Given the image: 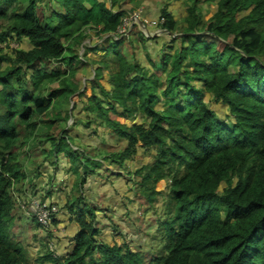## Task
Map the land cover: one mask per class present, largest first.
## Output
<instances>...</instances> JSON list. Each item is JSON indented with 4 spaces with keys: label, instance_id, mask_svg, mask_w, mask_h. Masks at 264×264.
Masks as SVG:
<instances>
[{
    "label": "trees",
    "instance_id": "trees-1",
    "mask_svg": "<svg viewBox=\"0 0 264 264\" xmlns=\"http://www.w3.org/2000/svg\"><path fill=\"white\" fill-rule=\"evenodd\" d=\"M125 2L138 8L142 0H110V7L101 0H0V264H264V0H188L181 23L163 6L162 28L177 36L152 69L126 51L153 40L141 31L134 38L137 25L119 35L134 12ZM203 4L218 8L209 21ZM89 31L101 42L83 46L84 56L101 53L91 96L77 78L82 61L75 52L91 39ZM14 41L30 48L10 49ZM105 73L109 90L100 83ZM75 96L85 99L86 119H75L79 106L63 109ZM212 103L226 107L224 117ZM95 126L125 147L98 153L101 162L91 159V147L73 130ZM37 147L45 162L78 159L80 187L100 176L104 163L125 171L140 150L151 156L131 182L149 207L167 182L156 255L146 261L143 248L125 240L98 243L97 210L80 198L68 208L80 226L72 254L58 259L45 242V254L33 257L8 233L16 221L15 188L29 179L20 158Z\"/></svg>",
    "mask_w": 264,
    "mask_h": 264
},
{
    "label": "rangeland",
    "instance_id": "rangeland-1",
    "mask_svg": "<svg viewBox=\"0 0 264 264\" xmlns=\"http://www.w3.org/2000/svg\"><path fill=\"white\" fill-rule=\"evenodd\" d=\"M104 1L109 7H110V0H101ZM189 2L188 0H142V3L138 8H134V4L125 2L123 5L125 6V9L129 10L134 8V12H129L127 15L125 21V30L123 31H130L133 29L134 25H137L138 28L134 32V38L137 37V32L141 31L146 38L149 40L147 44H136L135 48L132 50L127 49V53L129 54L130 60L137 63H140L141 65L147 67L148 69H152V64L151 62H159L160 60V52L161 48H163V45H168L172 38H174V35L171 36V33L169 34L168 32L164 31L163 34H159L156 36L155 33L159 31V27H155L153 23L159 25L161 23L160 20V11L163 6L168 5L169 11L175 16L176 20L178 22H182V20L188 15V7H189ZM203 10V16L205 21H209L217 12V6L216 5H209V4H203L202 6ZM48 13H46L47 15ZM133 19H136L137 21L134 22ZM138 20L143 21V23L147 26V29L149 30V33H147L145 30H142L141 27L138 25L139 22ZM134 24V25H133ZM131 27V28H130ZM130 28V29H129ZM91 35V39L87 40L86 43H84L80 47H75V52H77V55L79 56V60L82 61V64H77L79 70H78V75L77 78L81 82V88L82 90H85L88 88L87 96H91L92 94V85L91 83L94 81L95 78V66H93V61L94 60H99L101 57V53L95 54V53H90L89 56H84V50L83 46L90 45L94 43H98L99 40L95 36V33L93 31H89ZM122 36V35H121ZM158 38L157 40L154 38ZM155 40V41H154ZM101 43V42H99ZM3 47V46H2ZM6 47V46H5ZM18 47L22 49H29L30 45L27 41H24L22 45H19L17 42H11L10 43V49H17ZM8 52V48H7ZM85 62V63H84ZM84 63V64H83ZM55 66V65H53ZM100 83L106 87L108 90L111 89L110 83H109V76L108 73L104 74V78L100 81ZM91 90V92L89 91ZM79 97L75 96L74 98L71 99V103H66L70 105H66L65 108H63L65 111L69 110L70 113L74 111L76 107L77 110L74 113L75 119H86L84 113H82L81 107L83 106V102H85V99H78ZM207 101H209V97L207 98ZM212 109L216 110L218 113H220L221 117H224L225 114L227 113V109L225 106L222 104H215L212 103L210 104ZM42 119H50V118H42ZM75 121V120H74ZM73 120H69V122L64 123V126L68 129L69 127L75 123ZM122 122H125L123 119L121 120ZM47 122V121H44ZM62 124L59 123L57 127H60ZM96 128V130H95ZM93 129V128H92ZM86 131L84 127H79L75 128L73 131L74 135L76 134V131ZM94 131H97L94 135ZM91 135L88 138L89 142L91 145H94L97 149L96 152H103L105 155L107 152H115L117 150H120L125 147L126 143H121L119 144V141L117 138L111 135V132L107 128H104L103 126H95L93 130H89ZM95 136V137H94ZM75 137H77L75 135ZM77 145L75 140H73V145ZM110 145V146H106ZM50 146L47 145L45 146L44 149H48ZM115 147V148H114ZM70 148H72L70 146ZM77 148H80L77 146ZM43 147H37V149H27V156H22L20 158V161L26 166V168H32V169H38V166L42 164L43 162L41 161L43 157L41 154L43 153ZM37 153L38 157L34 158L33 154ZM91 153H94L93 151ZM109 154V153H108ZM53 159H56L55 157ZM98 159H101L99 156ZM62 161H66L65 156L61 157ZM60 160V162H61ZM151 156L145 154L144 150H140L139 155L134 159V161H130L128 165L131 172L130 176H133L135 171L139 169L143 165H147L149 162H151ZM73 165H79L80 162L78 159L72 160ZM43 165V164H42ZM111 169L113 172L117 174V169L114 168L109 163H105L102 166V169ZM75 173V172H74ZM75 176L79 178V175L75 173ZM133 185V184H132ZM134 188V186H132ZM224 188V186H223ZM77 192V189L76 191ZM129 195L130 198L128 199L127 203V209L126 212L124 211H118V216H117V223H118V228L119 231L122 234V239H121V244H123V241L125 240L126 242L129 243L131 247H133L134 250L139 251L140 248H143V253L145 254V259L146 261H150L154 255H156V249L160 247V243L156 238H153L154 235L159 236L160 233L158 230L160 229V223L162 220H164L165 217V203H166V198H169V190L167 189V182L166 183H161L158 186V192H161V195L163 197H160V201L154 206V207H149L145 202L141 201L140 198L136 196L135 191H130L129 190ZM126 200H120L117 204H125ZM17 204L19 207L24 208L22 204H20L17 201ZM26 208V206H25ZM24 208V209H25ZM114 209V208H113ZM113 213H109L111 216ZM114 218V215H112ZM107 218H110L107 216ZM115 219V218H114ZM116 224H113L115 226ZM124 226L126 227L124 229ZM33 230V231H32ZM105 230V229H104ZM32 233H38L40 235L39 240L41 243L49 244L48 240H51L50 235L46 233V231H43V229H39L38 225H34V227L31 229V231L25 227H17L14 225V227L9 231V235L12 237H17V236H23L22 238L19 239V241L23 242L25 244V247H27L30 250V253L33 257H35L37 254L42 253L45 254V247L40 245L39 240L37 239V236H34V238L30 237L29 234L32 235ZM101 233H103V229L101 230ZM25 236H28V238H24ZM16 239V238H15ZM18 240V239H17ZM38 245L40 247L38 248ZM40 249V250H39ZM36 250V251H35ZM49 250V246H48Z\"/></svg>",
    "mask_w": 264,
    "mask_h": 264
},
{
    "label": "crops",
    "instance_id": "crops-1",
    "mask_svg": "<svg viewBox=\"0 0 264 264\" xmlns=\"http://www.w3.org/2000/svg\"><path fill=\"white\" fill-rule=\"evenodd\" d=\"M75 135L77 136L78 143L91 147L90 152L88 151L90 158L101 162L102 160L98 159L97 156L98 153L103 152H96L95 144H90L89 139L91 138L87 139L91 135L89 130L76 131ZM110 147L113 148L112 146ZM92 151L94 153H91ZM33 156L34 158L38 157L37 153H34ZM41 156H44L43 153ZM44 158L41 160L43 165L40 164L38 169L27 168V173L29 174L27 183L15 188L16 207L13 213L16 219L15 225L17 227H25L30 231L34 225H37L33 218L35 199L43 198L49 202L57 203L60 214L57 217L58 225L54 233L55 243H57L60 255L66 256L73 250L74 238L80 232V226L74 221L68 208L70 204L72 205L77 199L82 198L85 204L97 210L98 219L96 228L100 231L97 237L98 243H106L111 246L115 244L120 245L122 234L119 231L120 228H118L119 225L116 220L118 211L126 212L128 199L130 198L129 190L134 191L135 189L134 184L131 182L133 176H130V165H128V170H117V174L111 169L103 168L100 171V176L93 175L86 178L85 185L80 187V180L75 176L74 166L70 160L66 159V161H62L60 157L59 159L45 162ZM76 189L77 192H75ZM120 200H126V203L117 204ZM17 201L24 205V208L26 206V208L19 207ZM112 210L114 213L112 215H114L115 219L112 215H109V213H112ZM107 216L110 218H107ZM113 224L116 225L113 226ZM102 229L103 233H101ZM34 236H37L36 240H39L40 235L38 233L29 234V238H34ZM22 237L17 236L15 238L19 240ZM24 238L27 239L28 236ZM39 243L40 245L42 244L40 240ZM40 245H38V248Z\"/></svg>",
    "mask_w": 264,
    "mask_h": 264
},
{
    "label": "built area",
    "instance_id": "built-area-1",
    "mask_svg": "<svg viewBox=\"0 0 264 264\" xmlns=\"http://www.w3.org/2000/svg\"><path fill=\"white\" fill-rule=\"evenodd\" d=\"M134 22H136V19H133ZM126 23V21H125ZM125 23L123 25V28L119 31V35L121 36H126L128 35V31H123L125 30L124 26ZM164 21H162L160 24H163ZM155 27H159V25L153 23ZM134 25V24H133ZM131 28V27H130ZM129 28V29H130ZM0 169H1V163H0ZM35 204V217L37 218L38 223L43 227V229L45 231H48V229H50V225L52 223L53 218L59 213V209L57 206H51L49 203L46 202H42L41 200H36L34 202ZM51 250L52 247H51Z\"/></svg>",
    "mask_w": 264,
    "mask_h": 264
},
{
    "label": "clouds",
    "instance_id": "clouds-1",
    "mask_svg": "<svg viewBox=\"0 0 264 264\" xmlns=\"http://www.w3.org/2000/svg\"><path fill=\"white\" fill-rule=\"evenodd\" d=\"M140 20H138V22H139ZM162 22V21H161ZM139 25V24H138ZM162 25H164V23L163 24H160L159 25V31L157 32V33H155L156 34V36H158L159 34H163L164 33V31H166L165 29H163L162 28ZM140 26V25H139ZM147 27V26H146ZM142 30H144L143 28H141ZM167 32V31H166ZM129 34V33H128ZM156 36H154V38H156ZM175 36H177V35H174V37ZM83 50H84V47H83ZM1 163V162H0ZM36 200H41L42 202H46V203H49L51 206H57L58 207V204L57 203H55V202H49L48 200H45V199H43V198H39V199H35L34 200V202L36 201ZM33 207H35V204H33ZM58 209H59V207H58ZM60 214V209H59V213L53 218V220H52V223H53V221H58L57 220V217H58V215ZM33 218L35 219V220H37V218L35 217V209H34V211H33ZM38 222V221H37ZM52 223H51V225H50V229H48V230H51V232L54 234L55 233V231H56V228L57 227H53V225H52ZM39 224V223H38ZM40 225V224H39ZM41 226V225H40ZM44 230V229H43ZM53 243H55L54 241H50V243H49V251L50 252H52V254L56 257V258H58V259H66L69 255H71L72 254V251L68 254V255H66V256H61L60 255V253H59V251H58V249H57V244L55 243V245L53 244ZM51 247H52V249L53 250H51Z\"/></svg>",
    "mask_w": 264,
    "mask_h": 264
},
{
    "label": "water",
    "instance_id": "water-1",
    "mask_svg": "<svg viewBox=\"0 0 264 264\" xmlns=\"http://www.w3.org/2000/svg\"><path fill=\"white\" fill-rule=\"evenodd\" d=\"M139 25L141 28H143L147 33H149V30L147 29L146 25L143 23V21H139Z\"/></svg>",
    "mask_w": 264,
    "mask_h": 264
}]
</instances>
